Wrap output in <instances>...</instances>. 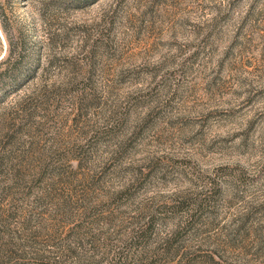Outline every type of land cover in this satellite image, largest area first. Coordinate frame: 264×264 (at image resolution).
Wrapping results in <instances>:
<instances>
[{
  "label": "rangeland",
  "instance_id": "rangeland-1",
  "mask_svg": "<svg viewBox=\"0 0 264 264\" xmlns=\"http://www.w3.org/2000/svg\"><path fill=\"white\" fill-rule=\"evenodd\" d=\"M0 19V264H264V0Z\"/></svg>",
  "mask_w": 264,
  "mask_h": 264
},
{
  "label": "trees",
  "instance_id": "trees-1",
  "mask_svg": "<svg viewBox=\"0 0 264 264\" xmlns=\"http://www.w3.org/2000/svg\"><path fill=\"white\" fill-rule=\"evenodd\" d=\"M0 26H1V29L4 30V21L2 19H0Z\"/></svg>",
  "mask_w": 264,
  "mask_h": 264
}]
</instances>
